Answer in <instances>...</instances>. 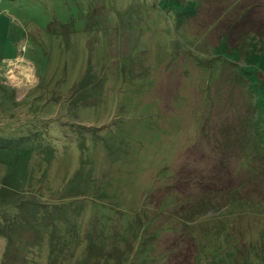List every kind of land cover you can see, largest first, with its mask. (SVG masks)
Here are the masks:
<instances>
[{
  "label": "rangeland",
  "instance_id": "1",
  "mask_svg": "<svg viewBox=\"0 0 264 264\" xmlns=\"http://www.w3.org/2000/svg\"><path fill=\"white\" fill-rule=\"evenodd\" d=\"M0 264H264V0H0Z\"/></svg>",
  "mask_w": 264,
  "mask_h": 264
},
{
  "label": "trees",
  "instance_id": "2",
  "mask_svg": "<svg viewBox=\"0 0 264 264\" xmlns=\"http://www.w3.org/2000/svg\"><path fill=\"white\" fill-rule=\"evenodd\" d=\"M256 134H254V136H255ZM220 204H222V203H220Z\"/></svg>",
  "mask_w": 264,
  "mask_h": 264
}]
</instances>
